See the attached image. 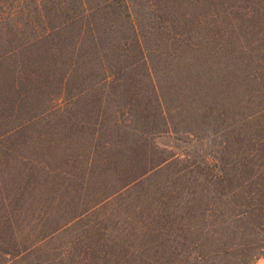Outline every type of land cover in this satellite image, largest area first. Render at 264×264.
Instances as JSON below:
<instances>
[{
    "label": "trees",
    "instance_id": "1",
    "mask_svg": "<svg viewBox=\"0 0 264 264\" xmlns=\"http://www.w3.org/2000/svg\"><path fill=\"white\" fill-rule=\"evenodd\" d=\"M62 2L69 10L42 14L31 41L5 46L0 36V264H259L264 0H148L149 21L134 0ZM167 45L184 59L206 57L205 67L212 60L228 83L226 110L245 111L224 135L226 155L203 165L154 142L173 124L155 76ZM26 86L35 110L63 125L46 155L64 160L41 153L35 170L23 153L33 139L23 119L13 125ZM106 96H116L113 107ZM90 124L101 128L87 150ZM61 197L70 209L53 216L48 205Z\"/></svg>",
    "mask_w": 264,
    "mask_h": 264
},
{
    "label": "rangeland",
    "instance_id": "2",
    "mask_svg": "<svg viewBox=\"0 0 264 264\" xmlns=\"http://www.w3.org/2000/svg\"><path fill=\"white\" fill-rule=\"evenodd\" d=\"M62 1L0 0V36L2 37L3 45H7V39L10 37L16 38V42H18V38L22 43L31 41L34 34L42 30V14L50 13L63 17L65 12L69 10L66 7L67 2ZM134 1L137 9L143 15H147V21H149L151 15L149 14L148 0ZM53 2L58 5L51 9ZM42 3L43 5H40ZM45 4L48 6L45 7ZM199 40H202V38L198 35L189 36L190 43L197 44ZM202 46L212 47L206 43H203ZM192 48L196 49L197 46L192 45ZM158 52L163 57L157 64L159 72L155 74L156 82L163 92L164 99L167 101L173 124H171L168 132L154 136L155 144L168 155L176 154V157L184 163L196 162L199 165H203L205 161H214L217 157L226 155L224 135L228 131L239 129L246 121L243 120V117H240L245 112L241 108L238 107V111L233 114L231 113L232 110H226V108H231L228 106L231 99H225L228 92V83L227 80L223 79L224 75L218 73L212 60L206 67L202 65V62H206V57L199 59L198 56H188L187 59H184L182 56L185 53L176 55L175 49L171 45H167ZM190 55L192 54L190 53ZM27 89V86L23 88L25 97H23L20 111L22 118L18 117L17 119L15 117L13 125L19 124L23 119V127L28 131L26 133L27 138L33 139L27 146H24L23 153L26 156L24 163L30 162L33 170H35L39 163L38 160L42 159V157L46 160L49 159L48 161L51 160L52 165L54 164L52 161L64 160L63 156L58 159H50L46 155L48 149L52 150V147H49V143L52 144V136L55 135V132L61 133L63 125L56 122L59 116L52 115V111L37 112L34 108L33 96L27 92ZM212 91L219 92L218 97L215 98ZM113 99L116 100V96ZM113 99L106 96L103 101H107V103L109 101L111 108L114 106ZM89 106L93 110V107ZM105 108L103 106L96 114H92L91 117L97 123L101 121L100 114L102 112L106 116V113H104ZM36 114L37 116L34 117ZM238 116L241 121L234 125V121ZM100 128L101 126L98 124L97 127L91 124L87 126V138L85 139L87 150L97 143V139L100 136ZM63 134H66V131H63ZM40 135H42L44 149L39 142ZM41 153H43L42 157ZM107 156L108 153L100 152V162H104ZM18 166L22 170L25 165L20 163ZM69 169L70 167L64 164V173L68 172ZM10 170L11 168L6 171L9 172ZM13 171L12 174H15ZM80 192L81 195L87 194L85 190H80ZM53 195L54 193H52ZM34 196H39L37 191L34 192ZM60 199L63 201L61 204L57 202L55 204L52 203V205L47 204L53 216L64 215L70 209L66 205L68 199L65 197ZM33 256L35 255L33 254L31 259H33ZM259 264H264V259L260 260Z\"/></svg>",
    "mask_w": 264,
    "mask_h": 264
}]
</instances>
